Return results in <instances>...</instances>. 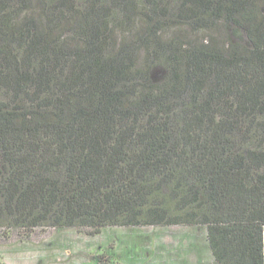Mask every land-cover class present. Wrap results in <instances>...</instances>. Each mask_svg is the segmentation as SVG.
<instances>
[{
	"label": "trees",
	"instance_id": "16d2710c",
	"mask_svg": "<svg viewBox=\"0 0 264 264\" xmlns=\"http://www.w3.org/2000/svg\"><path fill=\"white\" fill-rule=\"evenodd\" d=\"M199 223L264 264V0H0V226Z\"/></svg>",
	"mask_w": 264,
	"mask_h": 264
},
{
	"label": "rangeland",
	"instance_id": "374dc122",
	"mask_svg": "<svg viewBox=\"0 0 264 264\" xmlns=\"http://www.w3.org/2000/svg\"><path fill=\"white\" fill-rule=\"evenodd\" d=\"M227 28H187L166 25L163 34H181L186 42L222 39ZM70 33V32H68ZM119 28L115 37L124 36ZM238 39H245L234 28ZM126 35V34H125ZM144 60V52L140 54ZM167 74L162 63L153 69L161 82ZM0 264H219L213 255L204 224L112 225L98 234L82 227H39L29 236L23 229L0 226Z\"/></svg>",
	"mask_w": 264,
	"mask_h": 264
},
{
	"label": "crops",
	"instance_id": "0c3cea01",
	"mask_svg": "<svg viewBox=\"0 0 264 264\" xmlns=\"http://www.w3.org/2000/svg\"><path fill=\"white\" fill-rule=\"evenodd\" d=\"M218 262V261H217ZM220 264V263H219Z\"/></svg>",
	"mask_w": 264,
	"mask_h": 264
}]
</instances>
